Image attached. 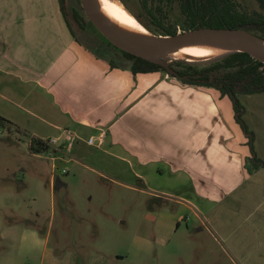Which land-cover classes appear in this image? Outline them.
I'll return each mask as SVG.
<instances>
[{
  "label": "rangeland",
  "instance_id": "1",
  "mask_svg": "<svg viewBox=\"0 0 264 264\" xmlns=\"http://www.w3.org/2000/svg\"><path fill=\"white\" fill-rule=\"evenodd\" d=\"M121 1L147 31L161 35L139 0ZM236 2L242 8L260 10L256 0ZM63 4L75 32L90 48L98 54L105 50L113 55L120 67L129 66L92 24L86 22L84 29L76 27L72 10H79L80 0H63ZM164 5L169 21L181 32L184 20L178 1ZM221 59L183 61V65L174 62L171 67L185 70L191 65L200 70ZM226 71L218 66L211 74L220 77ZM189 92L183 95L178 112L180 118L185 115L181 128L201 133L198 141L217 158L219 174L237 173L236 165L227 163L221 152L236 147L239 127L231 122V101L211 98L205 102L207 90ZM237 92L242 106L239 114L251 138L242 131L248 142L252 139L256 156L264 161V92ZM166 99L169 103V97ZM152 130L155 151L148 155L149 165L130 168L115 153L102 152L106 146L83 144L79 151L74 150L73 162L69 161L72 155H64V151L55 155H50V150L33 153L27 133L18 131L12 122L9 129L0 124V264H264V247L254 244V238L233 248L201 224L200 217L214 205L206 197L218 176L199 183L185 169H177L179 165L163 163L155 155L160 149L159 130ZM224 131L227 135L231 132L234 139L222 144L219 136ZM89 134L84 131L81 136L87 139ZM183 148L189 147L184 144ZM117 154L128 159L126 153ZM250 157L251 153L245 160L247 167H252ZM51 178H59L63 185L55 186ZM246 212L235 216L242 222ZM239 238L242 242L240 232L234 240Z\"/></svg>",
  "mask_w": 264,
  "mask_h": 264
},
{
  "label": "crops",
  "instance_id": "2",
  "mask_svg": "<svg viewBox=\"0 0 264 264\" xmlns=\"http://www.w3.org/2000/svg\"><path fill=\"white\" fill-rule=\"evenodd\" d=\"M196 88L208 91L205 102L231 101V122L239 127L236 147L221 152L238 174H219L217 158L198 141L201 133L181 128L183 95ZM234 112L230 97L215 87L184 83L162 71L134 74L129 66H110L84 40L72 36L58 0H0V117L29 138L62 139L70 132L76 141L64 152L72 155L69 161H75L74 150L83 144L106 146L102 152L115 153L130 168L149 165L155 127L160 139L155 155L163 163L179 165L177 169H185L199 183L219 177L208 190L206 198L214 205L200 217L201 224L233 248L248 244L250 238L264 247V166L248 172L245 160L251 152ZM84 131L90 132L88 138L95 135L102 141L88 144L81 136ZM231 138L226 131L219 136L222 144ZM202 152L205 156H200ZM117 153H126L128 159ZM54 179L52 184L63 185ZM239 211L248 212L242 222L235 216ZM239 232L242 242L234 240Z\"/></svg>",
  "mask_w": 264,
  "mask_h": 264
},
{
  "label": "trees",
  "instance_id": "3",
  "mask_svg": "<svg viewBox=\"0 0 264 264\" xmlns=\"http://www.w3.org/2000/svg\"><path fill=\"white\" fill-rule=\"evenodd\" d=\"M62 15L66 21V25L77 40H82L75 32L71 22L66 16L63 0H58ZM141 6L149 15L151 24L161 35H175L178 28L176 24L171 23L168 19V13L164 9V4L173 2L174 0H139ZM179 3L180 13L183 16L184 27L180 28L181 32L193 30L201 27H214V28H246L252 27L254 33L264 38V0H256L258 8L260 10H249L240 7L236 0H176ZM169 11V10H168ZM72 17L76 23V27L84 29L85 23L89 22L86 15L83 12L81 5L79 10L74 8L72 10ZM138 20V18L135 16ZM106 40V39H105ZM107 41V40H106ZM107 44L113 48L110 42ZM92 49V48H91ZM101 50L104 48L101 46ZM96 55L105 58L110 66H118V61L115 60L113 55H109L108 52L98 54L96 49H92ZM119 50V49H118ZM122 57L129 61V68L132 73H145L153 71H164L167 73L164 67L144 60L139 57H135L125 51L119 50ZM178 65H183L182 61L175 62ZM218 66L226 68V72L220 77H213L212 71ZM177 75H171L179 78L184 83L198 84L205 86H212L220 91L222 96L227 95L233 102L234 111L236 113V121L241 126L245 133H251L247 130L243 120L239 114L242 108L239 99H237V91H242L245 94H254L264 92V64L261 61L256 60L245 52H236L225 55L222 57L221 62L213 65L210 68L197 69L194 66L187 65L185 70H175ZM0 124L6 125L10 128L11 122L0 117ZM252 162V167H247L248 172H252L259 167L264 166V161L256 156L252 139L248 142ZM30 150L33 153L49 150L50 147L46 141L39 138H30L29 141Z\"/></svg>",
  "mask_w": 264,
  "mask_h": 264
},
{
  "label": "water",
  "instance_id": "4",
  "mask_svg": "<svg viewBox=\"0 0 264 264\" xmlns=\"http://www.w3.org/2000/svg\"><path fill=\"white\" fill-rule=\"evenodd\" d=\"M80 4L89 23L113 46L135 57L158 64L171 75H177V72L171 67V64L176 61L202 62L180 59L168 60L170 58L168 57L169 54L197 42L216 43L230 50L215 58H222L231 53L245 52L264 64V38L251 31L252 27H201L178 32L175 35H155L148 31L150 35L137 36L123 32L112 25L102 13L96 0H80Z\"/></svg>",
  "mask_w": 264,
  "mask_h": 264
},
{
  "label": "bare ground",
  "instance_id": "5",
  "mask_svg": "<svg viewBox=\"0 0 264 264\" xmlns=\"http://www.w3.org/2000/svg\"><path fill=\"white\" fill-rule=\"evenodd\" d=\"M106 19L115 27L130 35H150L121 0H96ZM134 17H133V16ZM230 51L227 47L211 42H197L180 48L168 57L189 61L213 59ZM216 59V58H215Z\"/></svg>",
  "mask_w": 264,
  "mask_h": 264
},
{
  "label": "built area",
  "instance_id": "6",
  "mask_svg": "<svg viewBox=\"0 0 264 264\" xmlns=\"http://www.w3.org/2000/svg\"><path fill=\"white\" fill-rule=\"evenodd\" d=\"M75 137L70 132H67L66 136H64L62 139L61 138H51L48 140H44L47 142V144L50 147V155H55L57 152L63 153L64 152H69L70 148L74 142ZM98 141H102V138L100 137L99 140H97L96 136H90L87 140L88 144H95L99 143ZM62 172H66L64 169Z\"/></svg>",
  "mask_w": 264,
  "mask_h": 264
},
{
  "label": "flooded vegetation",
  "instance_id": "7",
  "mask_svg": "<svg viewBox=\"0 0 264 264\" xmlns=\"http://www.w3.org/2000/svg\"><path fill=\"white\" fill-rule=\"evenodd\" d=\"M126 6V5H125ZM142 7V6H141ZM143 8V7H142ZM129 10V9H128ZM180 10V9H179ZM130 11V10H129ZM169 11H170V9H169ZM131 12V11H130ZM132 13V12H131ZM147 14V13H146ZM148 15V14H147ZM135 16V15H134ZM149 16V15H148ZM184 32V31H183ZM212 76L213 77H217L215 74H212L211 76H210V79H212Z\"/></svg>",
  "mask_w": 264,
  "mask_h": 264
}]
</instances>
